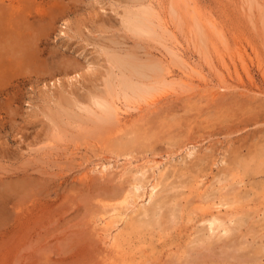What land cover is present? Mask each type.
I'll return each mask as SVG.
<instances>
[{"label": "rangeland", "instance_id": "rangeland-1", "mask_svg": "<svg viewBox=\"0 0 264 264\" xmlns=\"http://www.w3.org/2000/svg\"><path fill=\"white\" fill-rule=\"evenodd\" d=\"M162 1L202 73L161 88L158 104L141 101L146 110L101 136L91 132L100 121L65 114L55 136L50 112L65 98L90 102L104 87L106 50L182 65L164 44L126 28L124 9L137 7L129 0H0V264H264V172L243 163L264 144V0H196L205 41L191 5L180 2L181 24ZM222 81L229 87L213 96ZM130 160L166 166L153 199L162 202L155 217L127 220L114 252L99 219L131 212ZM212 214L237 221L211 238Z\"/></svg>", "mask_w": 264, "mask_h": 264}, {"label": "bare ground", "instance_id": "bare-ground-1", "mask_svg": "<svg viewBox=\"0 0 264 264\" xmlns=\"http://www.w3.org/2000/svg\"><path fill=\"white\" fill-rule=\"evenodd\" d=\"M129 1L137 7H128L124 9L122 19L126 28L136 35L145 36L152 40L159 41V44H164L163 46L169 50H167V53L169 52L170 56H172L176 62L180 63L183 69L181 71H176L172 69L171 66H168V64H164V61L161 58H151V54L150 57L147 56L142 58L134 51L126 50L127 52L122 54L121 52L106 50L105 55L106 60L109 62V70L106 69L107 75L104 76V87L100 89L96 88V90H99L96 93L93 92L94 94L91 93L92 95L90 98L88 96L90 102L87 101L84 103L81 99L80 102L77 99H63L66 105H64L61 110H52L50 112V118L54 124L53 131L56 133L55 136L59 134L57 132L61 124L63 122L65 123V121H63V114L68 116L71 121H79L82 123L88 121H92L91 123H93L95 120L100 121L99 124L93 123V130L91 132L95 135L101 136L103 135L104 130H106L105 132L107 133L106 128L110 129L113 126L115 127V125L118 127L125 125L128 117L131 115V110L138 109L142 112L148 109L147 107H152L158 104V102H160V93L164 90H170L167 89L166 86H169L170 88L173 84L176 85L177 83L178 85V83H182V86H180L184 87V84H189L188 82L193 81L194 73H202V70L199 71V65L185 57L184 52L180 48L179 38L174 27L171 25L172 23H170L171 21H169L171 19L164 9V2L162 0ZM255 1L258 2V0ZM180 2L184 3L186 7L188 5L192 6H190L192 10L187 8L189 10L187 13H190L196 29L200 30L198 31L200 33L198 36L202 41H205L203 37L205 34L203 29L204 25L203 23L201 25L199 22L202 13H200L196 0H170L168 1V12L172 15V18H176V20L182 24L184 19L181 16L182 12L180 9L183 7H181L182 5L180 6ZM9 3L12 4L13 0H8V4ZM185 6L184 8H186ZM184 10L182 9L183 12ZM205 20L208 21V23L210 21L208 19ZM165 39L168 41L171 40L172 44L169 45L164 42L163 40ZM216 50L220 51L219 49ZM246 52L247 49L239 48L236 52V57H240L245 61ZM148 53H150V51ZM234 67L235 69L237 68L235 63ZM246 69L248 70L249 68ZM115 70L117 71L115 72ZM207 85L208 84L205 83V86ZM228 87L229 85L224 84V81H222L214 87L211 94L215 96L217 93L221 92V89H226ZM161 88L162 90H160ZM159 90L161 91L160 93L158 92ZM173 91L172 93H168L171 95L173 94ZM165 94H167V92ZM169 94H167L168 97ZM145 100L147 101V106L145 104L146 109L143 104L141 105V101ZM75 107H78L83 111L86 116H83L84 114H82V112L76 111L74 109ZM90 124L87 125L88 129H90L89 126L91 127ZM135 141L136 138H131L126 142H115V145L118 149L125 148L130 144L135 143ZM191 152L192 151L189 149L188 153ZM132 163V160H130L128 166L123 168V171H126L128 168L132 167V173L135 176L134 181L132 182L131 191L125 198V206L127 209L131 210V212L123 213L121 210L115 211L116 209H113L114 211L108 216H106L105 213L103 217L99 219L100 224H102V229L109 239L108 243L111 245L110 248H112L114 252H118L120 247H122L117 232L122 229L127 223V220L131 218L128 222L133 224L135 220V218L132 217L133 214H142L143 216L154 215L155 217L162 202L158 197L156 200L153 199L156 195L159 196V191L163 189H161L163 185L160 182L162 180H157V174H162L165 171L166 166H162L161 162L158 161H156L154 165L150 164L148 166L146 163L133 165ZM243 163L245 164L244 168H246V170L264 172V144L256 149L249 158L244 159ZM109 166L110 164L102 163L98 170L100 172L107 171ZM148 170L153 171L148 175ZM200 180L202 179L198 180L199 183ZM204 185H206V183L202 181L199 186L203 187ZM145 197H148L147 202H145ZM138 198L141 199V203L137 201ZM157 219H159V217ZM143 221V218L138 217L135 223L140 224ZM233 221H237V219H233L232 217L225 219L218 214H212L208 219V228L210 231L209 237H217L224 233H228L232 229L229 224Z\"/></svg>", "mask_w": 264, "mask_h": 264}]
</instances>
